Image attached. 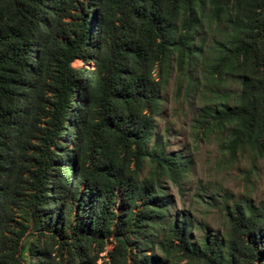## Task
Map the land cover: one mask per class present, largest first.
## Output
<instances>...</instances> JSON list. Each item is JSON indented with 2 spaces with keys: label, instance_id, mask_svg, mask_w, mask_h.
Returning <instances> with one entry per match:
<instances>
[{
  "label": "trees",
  "instance_id": "16d2710c",
  "mask_svg": "<svg viewBox=\"0 0 264 264\" xmlns=\"http://www.w3.org/2000/svg\"><path fill=\"white\" fill-rule=\"evenodd\" d=\"M199 57L240 90L195 127L264 161V0H0V264H264V200L200 241L170 210L188 162L155 116L172 61L179 98Z\"/></svg>",
  "mask_w": 264,
  "mask_h": 264
},
{
  "label": "rangeland",
  "instance_id": "374dc122",
  "mask_svg": "<svg viewBox=\"0 0 264 264\" xmlns=\"http://www.w3.org/2000/svg\"><path fill=\"white\" fill-rule=\"evenodd\" d=\"M216 33L206 30L198 43L204 42L208 49L219 38ZM74 67L80 68L83 64L76 62ZM205 75L206 67L199 57L190 70V80L178 98V72L175 60L172 61L168 83L162 93V108L155 116L152 141L153 144L160 139L167 154L179 155L188 162L186 176L177 183L168 179L163 182L166 192L173 197L171 213L192 216L196 241L207 233L222 238L228 235L227 207L235 204L257 206L264 200V161L254 160L249 151L240 152L232 158L224 148L231 128L204 135L195 127L209 105L217 107L224 103L234 106L240 90L238 81L233 77L213 81L206 80ZM109 250H112L111 245ZM102 256L106 257V253ZM179 264L188 263L183 261Z\"/></svg>",
  "mask_w": 264,
  "mask_h": 264
}]
</instances>
